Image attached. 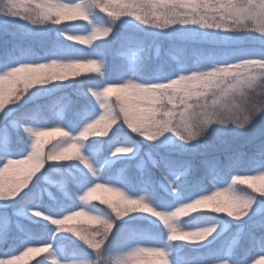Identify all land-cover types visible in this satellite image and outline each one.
<instances>
[{"label":"snow or ice","instance_id":"6c2138e0","mask_svg":"<svg viewBox=\"0 0 264 264\" xmlns=\"http://www.w3.org/2000/svg\"><path fill=\"white\" fill-rule=\"evenodd\" d=\"M69 11L74 14L67 15ZM7 12V16H0V29H6L9 24L37 26L28 27L27 31L32 34L33 29L37 30L35 34L42 38L44 55H18L13 50L0 56V188L10 190L12 197L0 201V208L19 209L16 215L26 217L28 221L23 225L17 221L13 232L11 218L0 214V241H4L0 245V262L11 261L25 248L52 251L51 241L60 234H71L99 259L104 258L106 245L112 239L126 249L112 256L114 264H127L128 259L140 250L150 255L165 242L168 246L187 242L198 245L196 249L204 247L206 251L198 254L209 259L200 264H253L264 257V229L257 234L256 220L252 216L239 220L242 222L238 228L239 237L227 248L219 243L222 233L218 232L214 215H198L181 221L185 231L192 229L193 220L197 227L214 225L216 231L209 236L211 240L201 237L197 241L173 234L168 241L166 227L173 215L187 217L188 210L182 206L192 200L235 197L234 178L264 177V139L255 145L250 156L236 150L227 155L226 161L219 158L202 160L201 178L190 184L192 161L160 153L140 155L139 147H133L135 139L124 131L126 126L131 133L149 142L157 135L164 137L156 141L158 148L172 145L179 152H197L201 141L185 145L177 135L184 131L196 133L210 125V132L226 143L224 137L229 132H238L236 126L248 125L245 131L253 126L258 117L264 115V0H8ZM53 19L56 20L54 25H60L63 20L77 23L56 27L60 37L57 40L49 35L52 29L46 26ZM121 27L165 37L176 43L166 49L156 45L153 57L151 44L145 45L143 40L127 33L117 43L126 44L132 50L113 65V46L100 53L91 49L96 41L108 42ZM71 41L87 45L88 50L68 43ZM165 64L167 70H164ZM82 70L95 75L74 81L79 85L75 90L78 99L73 101L65 97L62 110L55 113L54 121L49 122L40 115L42 106L27 107L38 97L52 96L58 91L57 88L37 86L63 83L70 76H80ZM109 114L116 121L109 131L111 134L97 135L106 137L103 140H91L88 155L94 163L104 157L99 167L102 172L116 164L122 165L107 179L100 175L99 182L120 189L129 205L142 203L144 206L138 211L130 207L128 214L116 220L128 221L126 228L113 237L115 222L102 241L89 240L78 231L74 234L52 231L46 221L33 220V212H42L51 217L62 216L53 219L72 223L71 219L63 221L64 216L70 217L73 212L65 214L68 202L76 200L85 187L96 182L87 174L84 165L78 173L65 175L54 170V163H49L76 160L78 149L75 144L67 147L63 154L43 162L42 167L37 166L31 155L33 138L37 145L43 146L46 142H42L41 137L54 134L61 137L63 133L72 132L74 134L69 136L83 135L89 141V126H95L94 121ZM101 147L106 150L101 152ZM113 149H119V154L112 155ZM124 150L129 151L125 153ZM73 152V155L69 154ZM85 163L91 166L87 160ZM133 165L140 170L136 183H142L144 191L150 193V197L143 196V200L140 196L130 197L124 190L131 191L135 187L131 179ZM11 169L20 170L15 177H9L6 174ZM42 169V178L56 185L60 193V198L47 205L36 195L41 179V175L36 174ZM150 172L161 178L166 197H159L155 192ZM145 174H148L146 179ZM245 184L252 189L251 182ZM202 203L207 206L208 202ZM217 212H227V209L220 207ZM253 214L264 215V197L257 198ZM202 241H207L208 245ZM34 253L39 252H26L21 260ZM36 264H41V260Z\"/></svg>","mask_w":264,"mask_h":264},{"label":"trees","instance_id":"16d2710c","mask_svg":"<svg viewBox=\"0 0 264 264\" xmlns=\"http://www.w3.org/2000/svg\"><path fill=\"white\" fill-rule=\"evenodd\" d=\"M53 2H55V0H53ZM75 23L77 22L70 20H63L60 25H51L49 23L46 26L52 29L49 35L59 40L60 37L56 33L55 30L56 27L69 26ZM28 27H37V26L23 25L21 27L15 24H9L6 29H0V56H3L6 51H13V50H16L15 54L18 55L21 53H30L33 57H41L44 55V48L42 45L41 36L35 34V32L37 31L35 29H33V33L30 34L27 31ZM127 33H131V35H133L138 40H143L145 45L151 44L153 46L152 49L153 57H155L156 55V48H155L156 45H159L161 48L166 49L170 44L176 43V41L169 40L168 38L165 37H156L145 32H132L130 27H121L116 29L114 35H112L109 38L108 42H104V41L94 42L91 51H93L94 53H100L107 47L113 46L114 48L112 52L111 63L115 65L116 63L119 62L120 59H123L125 56L129 55L132 50L126 44L121 45L120 43H117L121 41L122 37ZM68 43H72L75 47L82 48L85 51L88 50L87 45H78L74 41ZM155 66L156 65H153V67ZM164 70H167V64L164 65ZM93 75L95 74L86 70H82L80 76L78 77L70 76L69 80L63 83L53 82L49 85L37 86L38 88H57L58 91L53 93L52 96L38 97L34 102L28 104L27 107L34 108L36 107V105L42 106L40 109V115L45 117L49 122H52L56 118L55 113L62 110V107L65 103L64 100L65 97H70L73 101L78 99L77 96L75 95V90L77 87H79V85L74 81L80 79H86L87 77ZM29 91L32 90L30 89ZM112 99L114 102L115 95H113ZM124 131L128 134L129 137L135 139L133 147L134 148L135 146L139 147L140 155L160 153L163 155H171L173 157L192 161L194 168L191 175L188 177V182L190 184H195L201 178L202 168H203V166L201 165L202 160L206 158H219L221 161H226L227 155L230 152L236 150H239L240 152H243L250 156L255 151V145L258 144L261 139H264V115L258 117L255 124L251 126L247 131L229 132L224 137L226 143H222L220 140L217 139L214 133L209 132L207 137L201 141V148L197 152H192L191 150H189L188 152H179L175 150L172 147V145H165L164 147L158 148L156 146L158 142L146 141L142 137L136 136V134L131 133V131L127 129L126 126L124 128ZM69 134L73 135L74 133L70 132ZM109 134H111V132H109ZM165 135L167 136L170 134H165ZM60 138L61 137L59 136V134L41 137L42 142H46L44 143L45 152H47L48 147H50L52 143H56ZM103 139H106V137H97L90 135L89 141L85 142V148L82 149V155L85 156V159L94 169L99 168L102 165L104 157L101 156L100 162L94 163L92 158L88 155V151H87L88 144L91 140H103ZM163 139L164 137L160 138V140ZM118 146L123 147L124 145H118ZM104 150L106 149L101 147V152H103ZM112 151L114 152L115 149H113ZM69 154L73 155L74 152ZM49 163H54L55 164L54 170L65 175L78 173L79 170L83 168V164L78 160L50 161ZM25 167L27 166H21V168H25ZM120 167H122V165L116 164L112 168H105V170L101 173V175L105 179H107L108 177L115 175ZM19 170L20 169H11L9 173H7L6 175L9 177H15L16 174L19 172ZM43 171L44 170L42 169L41 172L37 173L36 175L37 176L41 175ZM139 171L140 170L135 165H133V169L131 172V179L135 184V187L131 191L127 189L124 190L126 191V194H128L132 198H138L139 196L150 197V193L144 191L143 184L136 183L137 180H139L140 178L138 173ZM147 176L148 174H145V179L147 178ZM150 178H151V183L157 195L159 197H166V191L161 186V178L159 177V175L156 174L155 172H150ZM34 180H35V176L33 177V181ZM256 186L257 187L261 186L259 181L256 182ZM29 187H31V182L29 184ZM240 187L244 188L246 191H252V189L249 188V186L246 184L240 185ZM24 191H27V189H24ZM22 194L23 193H21V195ZM36 195L38 200L42 201L46 205L54 203L56 198H60V193L57 190V186L52 184L50 181L44 180L42 178V175L36 191ZM100 195H106V194L101 193ZM18 198L19 197H16L15 199ZM149 202L150 203L152 202L151 199H149ZM81 207L82 206L76 200H70L67 204L65 214H68L71 211L81 210ZM255 208L256 205H254V209ZM84 210L89 211L91 214H99L94 206H89ZM7 211L11 216L13 232L16 231L15 225L17 221H19L20 224L22 225L28 223L26 217L16 215L19 209L14 210L12 208H0V214H5V212ZM198 215H205V216L214 215L217 218V222L219 225L218 232L222 233L221 234L222 239L219 243H221L224 247L227 248L231 246L232 240L234 238L239 237L238 228L240 227L242 222L233 220L231 217H228L225 212L222 213L206 212V213H198L197 216ZM249 216H252L253 219L256 220L257 234L258 235L261 234V230L264 229V215H254L252 211L249 214ZM52 218H62V216L52 217ZM182 219H190V217H185ZM33 220H39V218L34 217ZM129 220H131V217H129ZM245 220H247V217L245 218ZM132 222L134 223L135 221ZM72 223H76V221H73ZM127 223L128 221H124V220L116 222L113 230V237L118 236L120 231L126 228ZM225 225L227 226V228L224 227ZM201 226H207V225H201ZM49 229L55 231L54 227L50 224H49ZM209 240H211V237H209ZM3 243L4 241H0V245H3ZM51 243H53L54 245L52 249V255H54L61 262V264H78L79 259L81 258L90 259L94 257V254L91 253V250H89L85 245L82 244V242H80L77 238L73 237L71 234H60L57 236L56 240L51 241ZM180 243L182 244H172L167 247V256L169 258V264H189L190 261L191 264H200V262L209 259L208 257L202 254H198V252L203 253L206 251L204 247L196 249L195 247H198V245H190L187 242H180ZM201 243H205V245H208L207 241L205 242L202 241ZM34 246L39 247L40 245H34ZM214 246L215 245H210L209 247H214ZM124 251H126L125 248L120 247L118 243L110 239L109 244L106 245L105 251L103 253V257L104 258L112 257L115 255H119ZM43 255H46L44 259H42ZM75 256H77V258H75ZM228 259L231 260L230 255ZM37 260H41V264H49V258L47 257V254H41V253H34V254H30L28 257H25L23 264H36ZM140 264H155V261L151 256H149L144 260H142Z\"/></svg>","mask_w":264,"mask_h":264},{"label":"clouds","instance_id":"9594fccd","mask_svg":"<svg viewBox=\"0 0 264 264\" xmlns=\"http://www.w3.org/2000/svg\"><path fill=\"white\" fill-rule=\"evenodd\" d=\"M8 0H0V16H7ZM74 13L69 11L67 15L72 16ZM51 25L56 23L53 19L49 22ZM69 39L79 40L80 37H69ZM259 115V112H257ZM115 119L112 114H109L106 118L100 121H94L95 126H89L91 136H107L111 127L115 124ZM248 125L236 126L238 132L245 131ZM211 130V126H205L200 131L192 133L189 131H184L177 135V139L185 145H191L197 141L204 140ZM160 135L155 137L154 141H159ZM86 138L83 135L71 137L68 133H63L61 138L56 142L52 143L48 147L47 152H45L44 145L39 146L35 143L33 138V143L31 145V155L33 156L37 166L42 167L43 162L51 159L54 156H58L64 153L65 149L72 144H75L78 151L75 159L80 161L86 168L87 174H89L93 180L96 182L91 183L89 186L85 187L76 197V201L82 206L81 210L73 211L71 216H64L63 221H68L69 219L76 221V223H63L60 220L53 219L51 216L44 215L42 212H33L32 215L39 218V220L46 221L48 224L54 226L57 232H73L78 231L81 235H87L89 240L97 239L103 240L106 238L108 231L111 230L112 224L120 219L122 215L129 213L131 207L132 210L138 211L144 205L142 203H133L129 205L126 200L128 199L123 192L118 188L109 187L105 183L99 182L98 177L101 175L102 171L99 168H92L87 165L85 156L82 155V149L85 148ZM129 150H124L126 153ZM120 150L117 149L112 153V155L119 154ZM259 181V187L256 186V182ZM246 182H251L252 192L246 191L240 185H245ZM233 187L235 189V197L233 196H221L217 197L216 200H211L208 197H201L196 200H192L190 203L184 204L183 209L188 210L186 212L187 217H196L198 213H218L217 209L223 207L227 209L228 217H231L235 221L243 220L249 216L253 211L254 205H256V200L258 197H264V177H236L234 178ZM255 193L253 195L252 193ZM100 195L98 199L97 194ZM111 197V198H109ZM12 199L10 195V190H5L0 188V201H8ZM143 200V196H140ZM203 201H207V206H205ZM89 206H94L99 214H91L89 211L84 210ZM181 218H177L174 215L170 218L166 227L169 230L168 241H171L172 235H182L187 236L192 240H200L201 237L207 239L216 231L215 226H196L195 220H193V227L190 231H185L181 225ZM168 243L165 242L159 249L152 250L150 255H146L143 250H140L137 254L131 256L127 264H140L142 260L151 256L155 261V264H168V258L166 256V249ZM41 254H47L49 258V264H61V262L52 255L50 249H28L25 248L19 256L13 257L11 261L0 262V264H23L21 257L24 256L26 252H36ZM46 255L42 256L44 259ZM41 259V260H42ZM83 264H114L112 257L99 259L96 256L87 259ZM253 264H264V257H260L253 262Z\"/></svg>","mask_w":264,"mask_h":264},{"label":"rangeland","instance_id":"374dc122","mask_svg":"<svg viewBox=\"0 0 264 264\" xmlns=\"http://www.w3.org/2000/svg\"><path fill=\"white\" fill-rule=\"evenodd\" d=\"M100 167H101V166H100ZM99 195H100V194H97V196H99ZM7 213H8V211H7ZM8 215H9V214H8ZM9 217L11 218V216H9ZM85 260H87V258H81L78 264H83V262H84Z\"/></svg>","mask_w":264,"mask_h":264}]
</instances>
